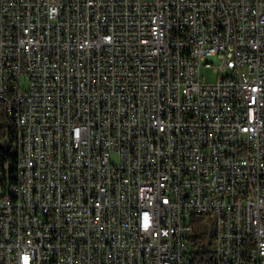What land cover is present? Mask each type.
Instances as JSON below:
<instances>
[{
    "label": "built area",
    "instance_id": "1",
    "mask_svg": "<svg viewBox=\"0 0 264 264\" xmlns=\"http://www.w3.org/2000/svg\"><path fill=\"white\" fill-rule=\"evenodd\" d=\"M1 118L0 264H264V0H0Z\"/></svg>",
    "mask_w": 264,
    "mask_h": 264
},
{
    "label": "trees",
    "instance_id": "2",
    "mask_svg": "<svg viewBox=\"0 0 264 264\" xmlns=\"http://www.w3.org/2000/svg\"><path fill=\"white\" fill-rule=\"evenodd\" d=\"M8 127V122L4 119H0V138L4 134V129ZM194 222H196L194 220ZM205 237L194 235L191 238L192 249L190 253V264H212L215 259V237L212 235L211 241L206 246Z\"/></svg>",
    "mask_w": 264,
    "mask_h": 264
},
{
    "label": "rangeland",
    "instance_id": "3",
    "mask_svg": "<svg viewBox=\"0 0 264 264\" xmlns=\"http://www.w3.org/2000/svg\"><path fill=\"white\" fill-rule=\"evenodd\" d=\"M209 62L212 61L211 58L208 59ZM202 74H203V77H204V81L207 82V83H214L218 77H219V74L215 73L213 71V67L212 66H207V67H204L202 69ZM200 219L202 220V223L199 224V223H194V235H205L206 234V237H208V233H209V225H210V219L208 217H200Z\"/></svg>",
    "mask_w": 264,
    "mask_h": 264
},
{
    "label": "bare ground",
    "instance_id": "4",
    "mask_svg": "<svg viewBox=\"0 0 264 264\" xmlns=\"http://www.w3.org/2000/svg\"><path fill=\"white\" fill-rule=\"evenodd\" d=\"M4 187V176H0V190H3Z\"/></svg>",
    "mask_w": 264,
    "mask_h": 264
}]
</instances>
